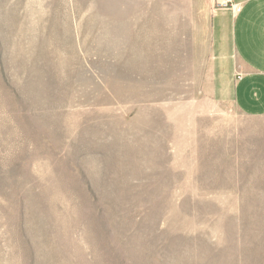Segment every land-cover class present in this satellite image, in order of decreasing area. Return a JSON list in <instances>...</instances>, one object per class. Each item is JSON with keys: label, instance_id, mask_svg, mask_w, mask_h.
Instances as JSON below:
<instances>
[{"label": "rangeland", "instance_id": "1", "mask_svg": "<svg viewBox=\"0 0 264 264\" xmlns=\"http://www.w3.org/2000/svg\"><path fill=\"white\" fill-rule=\"evenodd\" d=\"M216 6L0 0V264H264V116L213 95Z\"/></svg>", "mask_w": 264, "mask_h": 264}, {"label": "crops", "instance_id": "2", "mask_svg": "<svg viewBox=\"0 0 264 264\" xmlns=\"http://www.w3.org/2000/svg\"><path fill=\"white\" fill-rule=\"evenodd\" d=\"M216 2L209 32L213 95L246 116H264V0Z\"/></svg>", "mask_w": 264, "mask_h": 264}, {"label": "built area", "instance_id": "3", "mask_svg": "<svg viewBox=\"0 0 264 264\" xmlns=\"http://www.w3.org/2000/svg\"><path fill=\"white\" fill-rule=\"evenodd\" d=\"M240 9V5L236 6V10H239Z\"/></svg>", "mask_w": 264, "mask_h": 264}]
</instances>
